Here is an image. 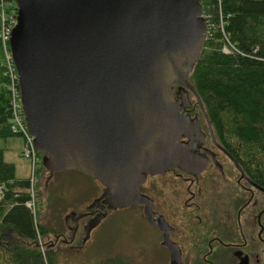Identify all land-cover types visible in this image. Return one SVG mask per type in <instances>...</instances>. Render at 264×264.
<instances>
[{"label": "water", "instance_id": "95a60500", "mask_svg": "<svg viewBox=\"0 0 264 264\" xmlns=\"http://www.w3.org/2000/svg\"><path fill=\"white\" fill-rule=\"evenodd\" d=\"M13 3L8 45L48 180L67 171L94 178L115 210L147 200L139 185L163 174L170 145L181 152L173 88H189L207 39L200 0Z\"/></svg>", "mask_w": 264, "mask_h": 264}, {"label": "trees", "instance_id": "16d2710c", "mask_svg": "<svg viewBox=\"0 0 264 264\" xmlns=\"http://www.w3.org/2000/svg\"><path fill=\"white\" fill-rule=\"evenodd\" d=\"M3 3L0 0V11ZM200 4L207 39L186 79L217 142L264 191V0H200ZM13 7L16 10L14 3ZM5 49L9 50L0 38V140L18 137L25 147L26 125L25 132L13 129L12 81L3 62ZM35 157L41 159L38 154ZM41 171L47 173L43 167ZM29 179L15 176L14 165L4 161L0 149V264H60L53 249L43 251L41 244V239L53 234L43 226L42 211L49 209V197L55 193L45 192L44 199ZM94 264L139 263L117 253L104 255Z\"/></svg>", "mask_w": 264, "mask_h": 264}, {"label": "flooded vegetation", "instance_id": "af4514ba", "mask_svg": "<svg viewBox=\"0 0 264 264\" xmlns=\"http://www.w3.org/2000/svg\"><path fill=\"white\" fill-rule=\"evenodd\" d=\"M189 88L179 83L173 88L179 120L174 124L179 128L176 146L181 152H170V145L163 174H148L138 187L139 195L147 200L122 209L141 206L146 214L148 207L146 215L163 232L162 246L173 264H180L184 256L189 258L188 264H264V191L217 142L194 90ZM170 134L172 129L167 130ZM168 174L174 178L170 207L173 203L180 206L171 209L173 226L153 212V201L144 191L147 179ZM183 184L186 198L182 200Z\"/></svg>", "mask_w": 264, "mask_h": 264}, {"label": "rangeland", "instance_id": "374dc122", "mask_svg": "<svg viewBox=\"0 0 264 264\" xmlns=\"http://www.w3.org/2000/svg\"><path fill=\"white\" fill-rule=\"evenodd\" d=\"M9 13V10L0 11V24L2 17L9 19ZM5 37L6 32L2 35V42L5 41ZM9 55V50L5 49L3 62H6L10 70V78H12ZM10 91L12 99V88ZM0 149L3 150L4 161L14 165L15 176L18 179L30 177V184L37 186V188L33 186L30 191L35 188L44 199L45 192L55 193L53 198L49 197V209L44 208L45 210L42 211L43 226L49 228L53 234L41 239V244L43 251L53 249L60 264H94L104 255L117 253L129 255L135 263L139 264H146V262L173 264L169 251L162 246L164 245L163 232L152 225L153 218L147 216L141 206H131L120 210L110 208L103 199H99L105 188L94 178L62 172V176L54 175L48 180V173L41 171L43 167L41 159L37 161L32 158L33 148L30 140L25 147H23V139L18 137L0 140ZM173 180L174 178L169 174L163 178H152L150 181L147 179L144 189L153 201V212L161 216L165 224L172 226L171 209L180 207L176 203L172 204L173 208L170 207L172 202L170 190ZM185 191L183 184L181 195L185 197L181 196L182 200L186 198ZM101 206L106 207L101 210ZM94 211L96 214L91 217L90 214ZM202 222H205L204 218ZM188 260L189 258L184 256L180 264H188ZM230 263L231 261L228 262Z\"/></svg>", "mask_w": 264, "mask_h": 264}, {"label": "built area", "instance_id": "2783aa9c", "mask_svg": "<svg viewBox=\"0 0 264 264\" xmlns=\"http://www.w3.org/2000/svg\"><path fill=\"white\" fill-rule=\"evenodd\" d=\"M4 3L3 5L1 6V12H3V10H9L10 13H9V19H5L2 17V23L0 24V29H1V26H2V31L0 32V38L2 40V35L4 32H6V37H5V41H3V44H8V40H9V36H10V33H11V30L15 24V17H16V10H14V7H13V2H9L8 0H3ZM3 16V14H2ZM203 16V15H202ZM203 18L205 19V17L203 16ZM3 28H5L3 30ZM8 48H9V45H8ZM10 52V50H9ZM10 56V67H11V70H12V78H11V81H12V86H10V88H12V100H13V103H12V108H13V115H14V121L16 122L15 125L13 126V129L15 132H25L24 130V126H23V123L25 125V121H24V115H23V110H22V105H21V96H20V93L17 92L19 90H16V88L18 89V86H17V75H16V70H15V66L13 64V61H12V57H11V54L9 55ZM8 68V67H7ZM9 71V74H10V70L8 69ZM16 83V84H15ZM26 129V128H25ZM27 133V131H26ZM28 137V135H27ZM27 139L30 140L31 142V146H32V158H34L36 160V157L35 155L37 154L34 150V147H33V144H32V140L28 137ZM27 140V144H28V141ZM27 155V154H25Z\"/></svg>", "mask_w": 264, "mask_h": 264}]
</instances>
